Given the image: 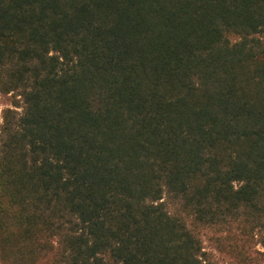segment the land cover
<instances>
[{
	"label": "trees",
	"instance_id": "obj_1",
	"mask_svg": "<svg viewBox=\"0 0 264 264\" xmlns=\"http://www.w3.org/2000/svg\"><path fill=\"white\" fill-rule=\"evenodd\" d=\"M0 264H264V0H0Z\"/></svg>",
	"mask_w": 264,
	"mask_h": 264
},
{
	"label": "rangeland",
	"instance_id": "obj_2",
	"mask_svg": "<svg viewBox=\"0 0 264 264\" xmlns=\"http://www.w3.org/2000/svg\"><path fill=\"white\" fill-rule=\"evenodd\" d=\"M10 105V100L0 93V125L2 123V115L4 109H6Z\"/></svg>",
	"mask_w": 264,
	"mask_h": 264
}]
</instances>
